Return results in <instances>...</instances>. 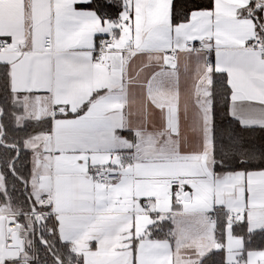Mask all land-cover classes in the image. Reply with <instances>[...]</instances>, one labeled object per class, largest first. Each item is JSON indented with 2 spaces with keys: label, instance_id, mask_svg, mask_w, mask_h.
<instances>
[{
  "label": "snow or ice",
  "instance_id": "1",
  "mask_svg": "<svg viewBox=\"0 0 264 264\" xmlns=\"http://www.w3.org/2000/svg\"><path fill=\"white\" fill-rule=\"evenodd\" d=\"M0 264H264V0H0Z\"/></svg>",
  "mask_w": 264,
  "mask_h": 264
},
{
  "label": "trees",
  "instance_id": "2",
  "mask_svg": "<svg viewBox=\"0 0 264 264\" xmlns=\"http://www.w3.org/2000/svg\"><path fill=\"white\" fill-rule=\"evenodd\" d=\"M256 135H260V133H256ZM25 166L30 168V157L28 158V161L25 163Z\"/></svg>",
  "mask_w": 264,
  "mask_h": 264
}]
</instances>
